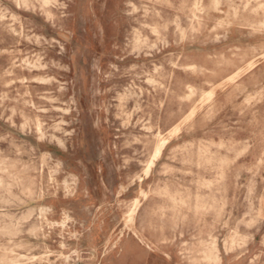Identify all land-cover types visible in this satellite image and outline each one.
I'll return each instance as SVG.
<instances>
[{"label": "rangeland", "instance_id": "rangeland-1", "mask_svg": "<svg viewBox=\"0 0 264 264\" xmlns=\"http://www.w3.org/2000/svg\"><path fill=\"white\" fill-rule=\"evenodd\" d=\"M0 264H264V0H0Z\"/></svg>", "mask_w": 264, "mask_h": 264}, {"label": "bare ground", "instance_id": "bare-ground-1", "mask_svg": "<svg viewBox=\"0 0 264 264\" xmlns=\"http://www.w3.org/2000/svg\"><path fill=\"white\" fill-rule=\"evenodd\" d=\"M176 130H177V127L173 130V132H176ZM167 142H168V138L161 139L159 144L155 147L152 159L147 163L146 168L144 170L145 176H147L149 174L151 167L154 165L155 160L160 156L162 149L164 148V146L166 145ZM137 203H138L137 200H134V202L132 204V208L130 209V212L127 215L128 220H130L132 218V214L136 211Z\"/></svg>", "mask_w": 264, "mask_h": 264}]
</instances>
